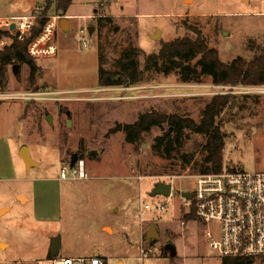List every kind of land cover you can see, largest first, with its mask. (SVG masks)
<instances>
[{
	"label": "rangeland",
	"instance_id": "rangeland-1",
	"mask_svg": "<svg viewBox=\"0 0 264 264\" xmlns=\"http://www.w3.org/2000/svg\"><path fill=\"white\" fill-rule=\"evenodd\" d=\"M46 1L0 0V32H10L7 23L32 14L41 20H60L54 32L58 53L35 60L39 70L35 86H31L28 66L16 64L19 71L8 67L7 85H0V93H82L80 101L63 105L0 101V206L11 209L0 215V264H50L56 239L61 243L59 257L64 258L97 254L106 264H222L223 258L210 247L208 238V232L219 238V224H206L196 214L192 216L183 197L193 190L206 138L186 130L176 144L178 130L164 124L130 144L124 132L126 125L153 111L199 124L202 111L214 98L198 95L208 93L205 87L214 84L212 78L201 75L202 57L169 74L147 72L136 90L120 86L92 91L99 89L100 68L117 72L126 49L158 54L163 44L196 40L198 34L223 63L239 57L252 60L259 53L252 46L264 47V2L74 0L63 15L55 6L48 8ZM157 31L159 36L153 38ZM9 37L0 35V50L13 44ZM141 62L144 69V57ZM232 97H236L234 105L218 119L227 136L224 167L264 173V101ZM118 123L123 130L113 133ZM163 136L175 140L169 155L154 151L156 139ZM22 145L29 147L38 164L31 171H26L19 158ZM74 154L86 163L87 181L60 179ZM160 182L173 186L170 198L151 196ZM18 195L29 201L23 204ZM161 203L166 204L165 211L141 216L145 205ZM152 226L160 236L154 242L147 240ZM169 244L177 250L175 258L163 254Z\"/></svg>",
	"mask_w": 264,
	"mask_h": 264
},
{
	"label": "built area",
	"instance_id": "built-area-1",
	"mask_svg": "<svg viewBox=\"0 0 264 264\" xmlns=\"http://www.w3.org/2000/svg\"><path fill=\"white\" fill-rule=\"evenodd\" d=\"M40 17L28 15L8 21V29L12 38L18 42L25 43L32 38V33L39 27ZM60 20L47 19L41 33L27 46V52L35 60L54 57L58 53L55 44L56 26ZM14 30H11L12 26ZM38 29V28H37ZM84 33V30H82ZM2 44H5L2 42ZM126 91L139 89L136 86L124 87ZM157 89L159 87H151ZM205 88L210 89L208 93L198 95L209 96H240L256 97L264 101L263 85H237L225 86L212 84ZM106 89L99 88L92 93H100ZM82 91H29L24 93H0V101L25 100L28 103L54 102L56 104H67L80 101ZM79 95V96H78ZM133 98V97H131ZM126 97L125 99H131ZM89 101L95 99H88ZM61 180L89 179L84 159H80L71 168L70 164L61 170ZM191 199L184 198L185 206L194 210L197 217L206 224L216 223L220 226V236L208 232L210 247L217 251L222 258H241L263 264L264 260V173L234 172L225 170L219 174L197 175L194 177V187ZM166 204H157L152 207L145 205L141 210V216L146 212L157 210L165 211ZM142 255L147 254L142 250ZM50 264H106L99 255L84 258L58 257L49 260ZM41 264V263H40Z\"/></svg>",
	"mask_w": 264,
	"mask_h": 264
},
{
	"label": "trees",
	"instance_id": "trees-1",
	"mask_svg": "<svg viewBox=\"0 0 264 264\" xmlns=\"http://www.w3.org/2000/svg\"><path fill=\"white\" fill-rule=\"evenodd\" d=\"M74 0H47L48 8L55 6V11L63 15L67 14ZM46 20L38 22L39 28L32 33V38L25 42H18L14 39L13 44L0 50V85H7L8 67L16 64L27 65L30 70L31 86L36 84L38 67L35 59L30 57L27 52L28 44L41 32ZM0 35L12 36L11 32H0ZM258 54L250 61L239 57L230 64L223 63L219 59L218 52L210 49L204 37L197 35L196 40L189 38L178 39L173 42L165 43L158 54L147 55L143 50L131 47L126 49L118 60V71L99 70V88L133 87L140 84L147 72L164 71L169 74L171 70L185 69L186 64L197 56H201L200 66L201 75L210 77L216 85L237 86V85H263L264 84V47H255ZM145 58L144 69L142 68L141 58ZM187 80V79H185ZM35 90H38L37 88ZM247 99L250 97H246ZM259 103L258 98H251ZM236 97L216 96L202 111V120L197 124L194 120L183 118L176 115H165L157 111L144 114L140 119L124 127L126 142L137 144L142 135L151 131L154 127L169 124L178 130L176 144L184 131H192L203 135L206 142L201 146L203 159L196 164L198 175L219 174L224 172V150L226 147L227 136L222 132L218 119L228 106H233ZM175 140L167 141L165 136L157 138L154 151L159 154H171ZM80 159L82 157L80 156ZM231 171V170H229ZM192 210V216L195 215ZM51 253L49 260H52ZM248 260L241 258H223L222 264H247ZM264 264V260H263Z\"/></svg>",
	"mask_w": 264,
	"mask_h": 264
},
{
	"label": "water",
	"instance_id": "water-1",
	"mask_svg": "<svg viewBox=\"0 0 264 264\" xmlns=\"http://www.w3.org/2000/svg\"><path fill=\"white\" fill-rule=\"evenodd\" d=\"M67 23V22H66ZM63 25V24H62ZM15 26L13 25L11 30H14ZM90 31L93 33V29L91 28ZM160 34V31H157V33L155 35H153V38H157ZM13 71L14 73H17L19 71V66L16 65L13 67ZM67 115L70 117L71 113L70 111L67 112ZM51 121L52 124V117H50L49 119ZM71 123L69 122V125ZM53 125V124H52ZM123 130V125L122 124H117L116 128L113 130V133H118L121 132ZM21 158L23 159L26 168L27 169H31L32 167L36 166L37 164L33 161L31 155H30V151L27 147H23V149L21 150V154H20ZM79 155L78 154H74L72 159H71V163L70 166L71 168L74 167L75 163L79 160ZM173 194V186L171 184H165L163 182L157 183L155 186V189L153 190V192L151 193L152 197H157V196H164L167 198H170ZM184 198L186 199H191L192 195L190 193L184 194L183 195ZM6 213V211H2L0 210V215ZM160 236L157 232V229L155 226H152L150 231L147 234V240L150 241H155L156 239H158ZM60 249H61V243L59 239H56L52 242V246H51V256L53 259H56L59 257L60 255ZM165 252H168L170 254V256L172 258H175L177 256V250L175 248L174 245L169 244L165 247V249L163 250V254ZM247 264H253L252 261H249Z\"/></svg>",
	"mask_w": 264,
	"mask_h": 264
},
{
	"label": "crops",
	"instance_id": "crops-1",
	"mask_svg": "<svg viewBox=\"0 0 264 264\" xmlns=\"http://www.w3.org/2000/svg\"><path fill=\"white\" fill-rule=\"evenodd\" d=\"M256 2H258V3H260V2H264V0H255ZM1 26H3V24H1ZM5 26V25H4ZM57 105V104H56ZM23 147H27L26 145H22L20 148H21V150L23 149ZM28 149H29V147H27ZM21 150H20V152H19V158L22 160V162H23V164H24V166L26 167V165H25V163H24V161H23V159L21 158V156H20V154H21ZM29 151H30V149H29ZM30 155H31V157H32V154H31V151H30ZM32 159H33V157H32ZM33 161L35 162V160L33 159ZM36 163V162H35ZM71 163V162H70ZM69 163V164H70ZM37 164V163H36ZM38 166V164L36 165V166H34V167H37ZM66 166V165H65ZM34 167H32V168H34ZM31 168V169H32ZM31 169H27L26 168V171H31ZM18 199L23 203V204H26L28 201H29V199L25 196V195H18ZM22 199L24 200V201H22ZM0 210H2V211H6V213H4L3 215H2V217H4L7 213H9L10 212V208L9 207H6V206H0ZM1 217V218H2ZM97 255V254H96Z\"/></svg>",
	"mask_w": 264,
	"mask_h": 264
},
{
	"label": "flooded vegetation",
	"instance_id": "flooded-vegetation-1",
	"mask_svg": "<svg viewBox=\"0 0 264 264\" xmlns=\"http://www.w3.org/2000/svg\"><path fill=\"white\" fill-rule=\"evenodd\" d=\"M73 157V156H72ZM72 159V158H71Z\"/></svg>",
	"mask_w": 264,
	"mask_h": 264
}]
</instances>
